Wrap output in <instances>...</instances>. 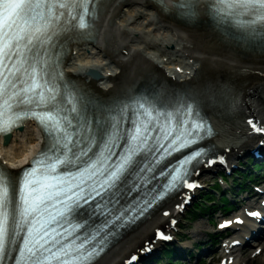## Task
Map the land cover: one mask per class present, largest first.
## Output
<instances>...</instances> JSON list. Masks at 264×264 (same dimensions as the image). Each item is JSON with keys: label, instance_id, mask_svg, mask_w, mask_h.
Returning a JSON list of instances; mask_svg holds the SVG:
<instances>
[{"label": "snow or ice", "instance_id": "6c2138e0", "mask_svg": "<svg viewBox=\"0 0 264 264\" xmlns=\"http://www.w3.org/2000/svg\"><path fill=\"white\" fill-rule=\"evenodd\" d=\"M201 3L208 6L211 19L232 28L227 34L241 47L253 45L264 50V0H176L174 7L180 16L192 18L198 15ZM89 4L93 0H0V137L10 141L9 134L29 119L36 120L45 133V147L31 160V166L23 170L15 188L0 169V260L8 244L23 231L25 236L16 264H92L103 251L107 237L98 241L96 238L103 227L115 221L106 220L102 227L82 236L80 230L88 226L86 222H74L79 216L77 210L101 197L96 208L108 212L107 204L118 202L114 198L129 177L146 183L145 172H152L167 155L196 144L203 135L212 132L211 125L201 116L198 96L185 92L177 98L173 93L174 103L169 104L164 102L167 92L159 100L146 96L137 102L140 111L134 114L135 119L129 118L132 127L124 130L123 135L119 122L112 125L113 131L108 133L105 144L108 155L101 153L96 158L93 154L83 168L77 166L91 151L86 142H94L93 121L88 116L90 105L95 104L100 112L117 110L111 103L88 97L66 81L60 83L63 71L59 69V54L50 51L54 39L62 33L90 27L95 5L90 11ZM62 18L66 20L64 27L60 26ZM177 105L185 119L177 118ZM126 108L121 105L119 110ZM249 123L256 132H264L251 120ZM120 140L124 141V147L117 162L109 164ZM164 141L168 142L166 147ZM81 144L86 146L81 148ZM161 149L158 158L142 166L141 158L147 159L145 153ZM205 155V150H195L169 172H161L168 177L161 191L133 211L142 215L154 201L174 190L198 187L188 182V176L193 174L189 166L199 163ZM217 159L222 162V158ZM216 162L207 161L209 165ZM74 166L75 172L69 171ZM122 216L123 212L116 219ZM235 222L242 223L239 218ZM232 223L226 221L220 227ZM156 237L171 239L159 230Z\"/></svg>", "mask_w": 264, "mask_h": 264}, {"label": "bare ground", "instance_id": "6f19581e", "mask_svg": "<svg viewBox=\"0 0 264 264\" xmlns=\"http://www.w3.org/2000/svg\"><path fill=\"white\" fill-rule=\"evenodd\" d=\"M175 3L97 0L90 33L66 42L63 67L88 97L111 103L117 110L141 94L167 92V96L182 97L187 92L198 96L202 112L217 131L211 139L213 149L222 156L226 152L232 163L256 143L246 119L256 114L264 124V51L237 47L227 34L232 28L211 19L206 4L199 5L197 16L187 18L179 15ZM95 72L98 76H93ZM240 101L241 112L236 106L230 112V104L218 109L219 102ZM221 110L227 112L221 114ZM106 113L98 111L101 120ZM9 135L10 141L0 138V158L16 175L32 154L42 149L45 135L34 121L25 122ZM201 171L194 178L196 183L210 172ZM180 205L171 204L168 209L178 221ZM168 218L160 213L146 220L94 264H123L130 251ZM187 222L185 219L184 224ZM159 243L153 253L158 252Z\"/></svg>", "mask_w": 264, "mask_h": 264}, {"label": "rangeland", "instance_id": "374dc122", "mask_svg": "<svg viewBox=\"0 0 264 264\" xmlns=\"http://www.w3.org/2000/svg\"><path fill=\"white\" fill-rule=\"evenodd\" d=\"M237 177H239V175H237L236 178ZM231 192H234V191L231 190ZM220 193H226V192H225V190H223ZM219 214H220V212H216L213 219L219 220L218 219ZM184 225H185L186 230H185V234H182V238L185 240L194 238V236H192V234H190L191 229H195L197 231H199L201 229H204V231H208V230L213 229L212 226H210V219L208 218V216H203V214L199 215V217L197 219H194L191 222H187V224H184ZM201 235L202 234H200L199 237ZM203 243H205V242L204 241L202 242V248H203V245H205ZM260 243L262 246H264V238L262 240H260ZM255 247H257V246H249V248L247 250V253L245 255V258H246L245 260L247 261V264H264V250L261 252V254H259V256L253 257L252 254H253ZM163 252H164V250H163ZM161 253H162V251L159 252L156 257H152L151 259H148V262H146L145 264H165L166 263L165 260L158 261V262L154 261L160 257Z\"/></svg>", "mask_w": 264, "mask_h": 264}, {"label": "trees", "instance_id": "16d2710c", "mask_svg": "<svg viewBox=\"0 0 264 264\" xmlns=\"http://www.w3.org/2000/svg\"><path fill=\"white\" fill-rule=\"evenodd\" d=\"M197 207L201 208L203 205L197 204ZM226 207L230 208V206L226 205Z\"/></svg>", "mask_w": 264, "mask_h": 264}, {"label": "water", "instance_id": "95a60500", "mask_svg": "<svg viewBox=\"0 0 264 264\" xmlns=\"http://www.w3.org/2000/svg\"><path fill=\"white\" fill-rule=\"evenodd\" d=\"M93 76H98V72L93 73Z\"/></svg>", "mask_w": 264, "mask_h": 264}]
</instances>
